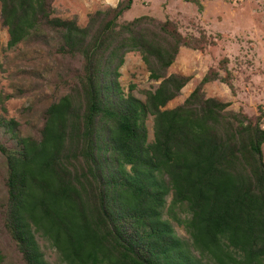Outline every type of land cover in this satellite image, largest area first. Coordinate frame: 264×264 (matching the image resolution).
Segmentation results:
<instances>
[{
  "label": "trees",
  "instance_id": "trees-1",
  "mask_svg": "<svg viewBox=\"0 0 264 264\" xmlns=\"http://www.w3.org/2000/svg\"><path fill=\"white\" fill-rule=\"evenodd\" d=\"M133 1L95 11L82 27L53 17V0H0L9 48L38 44L75 61L50 78L34 132L0 115L1 228L22 264H49L37 234L64 264H264V110L249 117L205 97L210 81L233 89L226 58L224 77L210 68L167 108L190 81L168 68L180 47L203 42L169 19L120 22ZM131 51L158 81L143 101L119 82Z\"/></svg>",
  "mask_w": 264,
  "mask_h": 264
},
{
  "label": "rangeland",
  "instance_id": "rangeland-1",
  "mask_svg": "<svg viewBox=\"0 0 264 264\" xmlns=\"http://www.w3.org/2000/svg\"><path fill=\"white\" fill-rule=\"evenodd\" d=\"M116 4L117 0H53L52 16L75 19L83 27L95 11H105ZM144 15L156 21L169 19L182 35L193 36L203 42L202 49L180 47L168 68V74L189 76L190 81L180 95L167 104V108L181 104L210 68L224 77L226 73L219 64L226 58L233 89L217 79L203 86L205 97L228 102L229 110L241 111L249 117H255L259 107L264 110V0H134L119 21ZM204 40H208V44L204 45ZM7 41V29L0 17V115L17 120L22 133L28 134L40 125L41 101L45 94L51 92L49 88L55 86L50 78L55 76L57 82V72L63 73L65 66H74L75 61L62 59L60 63L52 58L53 50L47 47L20 43L9 48ZM120 73L119 82L124 92L128 93L130 86L134 85L132 93L142 101L145 99L144 91L154 90L158 85V81L149 78L138 51L126 53ZM261 126L264 128V118ZM146 127L151 141L153 117L150 115L146 118ZM262 151L264 159V144ZM2 173L0 157V200L4 192ZM170 199L169 194L166 207ZM173 227L179 237L190 241L182 227L174 222ZM1 229L0 225L3 264H22ZM36 239L49 264H64L47 240L38 234Z\"/></svg>",
  "mask_w": 264,
  "mask_h": 264
}]
</instances>
